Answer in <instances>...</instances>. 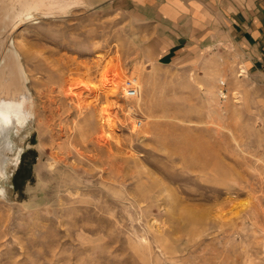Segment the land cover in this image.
Wrapping results in <instances>:
<instances>
[{
  "label": "rangeland",
  "instance_id": "obj_1",
  "mask_svg": "<svg viewBox=\"0 0 264 264\" xmlns=\"http://www.w3.org/2000/svg\"><path fill=\"white\" fill-rule=\"evenodd\" d=\"M73 6L10 31L38 115L0 179V264H264V75L244 47L223 32L161 59L135 11ZM105 61L143 105L102 96L111 125L88 132L65 89L88 105Z\"/></svg>",
  "mask_w": 264,
  "mask_h": 264
},
{
  "label": "bare ground",
  "instance_id": "obj_2",
  "mask_svg": "<svg viewBox=\"0 0 264 264\" xmlns=\"http://www.w3.org/2000/svg\"><path fill=\"white\" fill-rule=\"evenodd\" d=\"M78 1L79 0H0V179L8 176L7 170L9 161L12 159V154L16 149L13 138L14 132L19 134V132L29 122L36 119L38 115L37 99L29 86L31 77L23 62L20 47H18L14 40H11V42L9 41L11 36L10 31L14 30L22 20H33L39 15L46 17L59 16L60 12H63L68 6L72 8L71 6L78 3ZM99 55L97 54V56ZM107 64L108 61L102 64L99 73L100 76L97 77V80H95L96 82L90 83L97 91L94 95L95 98L92 102H89L88 105L81 104L82 101L85 102L86 100H82L85 96L84 90H76L79 85L69 82V84H67V89H65L68 99H71L72 102L76 101L75 108L78 115L82 116L84 120V130L88 132L94 131L95 129L107 132L108 127L111 125V120L107 115L106 106L99 107L98 102L102 96H105V98H107L106 100H108L111 96H118L119 91H124L126 79H124L121 70H119L120 65H118V71L114 74H110L111 70L106 69ZM140 69L141 68L137 71L141 72L142 70L140 71ZM122 70L124 72V69ZM239 71L241 72L240 74L247 71L244 64L239 65ZM224 79L225 76H219L220 81L224 82ZM151 83V75L148 74L146 76V88L149 91L152 89ZM82 84L86 85V88L91 90L87 82L83 81ZM139 85L141 86V84ZM140 86L138 96L127 99L129 102L124 104L129 109L128 113L135 112L136 108H141L143 105V88ZM132 100H136L135 104L132 103ZM132 131L134 132L135 129H132ZM0 193L3 195L6 194V189L1 184Z\"/></svg>",
  "mask_w": 264,
  "mask_h": 264
},
{
  "label": "crops",
  "instance_id": "obj_3",
  "mask_svg": "<svg viewBox=\"0 0 264 264\" xmlns=\"http://www.w3.org/2000/svg\"><path fill=\"white\" fill-rule=\"evenodd\" d=\"M135 11L156 30L161 59L210 45L223 32L244 47L246 66L264 75V0H89Z\"/></svg>",
  "mask_w": 264,
  "mask_h": 264
},
{
  "label": "built area",
  "instance_id": "obj_4",
  "mask_svg": "<svg viewBox=\"0 0 264 264\" xmlns=\"http://www.w3.org/2000/svg\"><path fill=\"white\" fill-rule=\"evenodd\" d=\"M127 98H134L139 94V83L137 77H129L125 80L124 91L122 92ZM143 123L142 118H137L135 125L141 126Z\"/></svg>",
  "mask_w": 264,
  "mask_h": 264
}]
</instances>
